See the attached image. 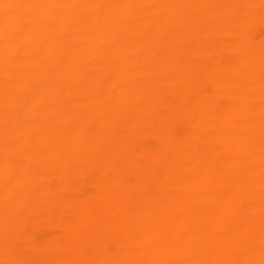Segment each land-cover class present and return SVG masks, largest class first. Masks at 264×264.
Wrapping results in <instances>:
<instances>
[{"label":"bare ground","instance_id":"1","mask_svg":"<svg viewBox=\"0 0 264 264\" xmlns=\"http://www.w3.org/2000/svg\"><path fill=\"white\" fill-rule=\"evenodd\" d=\"M0 264H264V0H0Z\"/></svg>","mask_w":264,"mask_h":264}]
</instances>
